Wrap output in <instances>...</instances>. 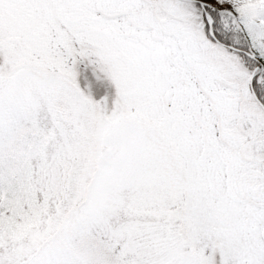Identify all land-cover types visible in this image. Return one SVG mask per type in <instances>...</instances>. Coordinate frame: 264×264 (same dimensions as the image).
Segmentation results:
<instances>
[{
  "label": "snow or ice",
  "instance_id": "1",
  "mask_svg": "<svg viewBox=\"0 0 264 264\" xmlns=\"http://www.w3.org/2000/svg\"><path fill=\"white\" fill-rule=\"evenodd\" d=\"M0 264H264V0H0Z\"/></svg>",
  "mask_w": 264,
  "mask_h": 264
}]
</instances>
